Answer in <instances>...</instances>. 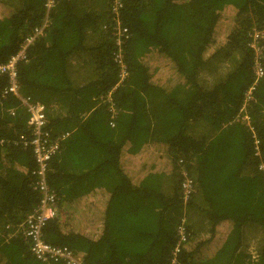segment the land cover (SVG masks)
Segmentation results:
<instances>
[{
	"label": "trees",
	"instance_id": "trees-1",
	"mask_svg": "<svg viewBox=\"0 0 264 264\" xmlns=\"http://www.w3.org/2000/svg\"><path fill=\"white\" fill-rule=\"evenodd\" d=\"M10 1L0 0V63L43 26L16 64L18 94L64 135L47 181L65 215L46 221L44 239L84 264H264V74L254 83L248 46L264 0H122L119 83L112 0ZM214 61L231 67L201 83ZM8 84L0 74V264H70L36 259L14 235L39 193L29 114ZM257 226L253 256L244 229Z\"/></svg>",
	"mask_w": 264,
	"mask_h": 264
},
{
	"label": "built area",
	"instance_id": "built-area-1",
	"mask_svg": "<svg viewBox=\"0 0 264 264\" xmlns=\"http://www.w3.org/2000/svg\"><path fill=\"white\" fill-rule=\"evenodd\" d=\"M112 12L115 15L112 25L114 52L113 60L117 64L118 83L126 76V65L123 60L124 42L128 38V28L122 23L118 8L120 0H112ZM51 0H47L46 7L51 6ZM43 29L35 28L33 35L25 38L22 49L10 56V58L0 63V74H5L9 78V84L3 93H13L20 100L29 114L31 132L29 143L32 146V153L35 162L32 174L34 176L33 188L39 193L38 202L31 208L16 225L15 234H19L28 241L29 250L32 255L41 261L63 260L70 264H84L78 256H76L67 246L53 245L47 242L42 233V228L47 220L52 218L63 219L65 212L58 204V196L47 181L48 163L50 158L58 151L60 139L64 136H52L44 130L46 122L45 106L39 101H31L28 97H21L18 94V81L16 77V64L25 58V47L34 36L39 35ZM248 46L254 54L252 71L254 75V83L264 74V25L259 28H253L250 32ZM253 85L246 90L244 94V102L241 110L243 111L246 102L251 98V90ZM113 112L114 109L111 108ZM246 118V117H245ZM20 139L26 140L24 134L20 135ZM256 142V141H255ZM28 143V141H26ZM261 166V165H260ZM192 191V182L186 179L182 183V192L186 198ZM184 220L177 226L178 243L174 248V255L179 249V244L186 239V228L183 224Z\"/></svg>",
	"mask_w": 264,
	"mask_h": 264
},
{
	"label": "rangeland",
	"instance_id": "rangeland-1",
	"mask_svg": "<svg viewBox=\"0 0 264 264\" xmlns=\"http://www.w3.org/2000/svg\"><path fill=\"white\" fill-rule=\"evenodd\" d=\"M5 2H11L10 0H4ZM15 4V3H12ZM122 7V0L119 1V8ZM212 63H215L217 66H219L218 69L213 70V69H206L205 71H202L200 73V81L201 83H205V84H210L211 82L214 81L215 76H217L218 73H224L226 70H228L231 67V63L230 62H226V61H214ZM242 110L240 111L239 114H241ZM245 118V117H244ZM261 165V166H260ZM259 168L262 169L264 168V163H260L259 164ZM255 228V227H254ZM258 229L255 230H249V229H244V237H245V241H244V251L247 253L252 254L253 256L256 255L257 253V243L260 239L261 236V229L257 226ZM180 245V244H179Z\"/></svg>",
	"mask_w": 264,
	"mask_h": 264
}]
</instances>
